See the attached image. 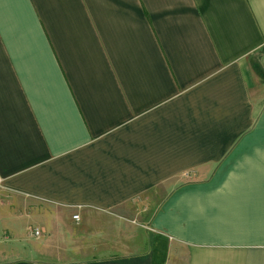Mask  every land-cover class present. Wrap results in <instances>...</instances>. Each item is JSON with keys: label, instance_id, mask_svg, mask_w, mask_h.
I'll use <instances>...</instances> for the list:
<instances>
[{"label": "crops", "instance_id": "1", "mask_svg": "<svg viewBox=\"0 0 264 264\" xmlns=\"http://www.w3.org/2000/svg\"><path fill=\"white\" fill-rule=\"evenodd\" d=\"M263 49L264 0H0V264H264Z\"/></svg>", "mask_w": 264, "mask_h": 264}, {"label": "trees", "instance_id": "2", "mask_svg": "<svg viewBox=\"0 0 264 264\" xmlns=\"http://www.w3.org/2000/svg\"><path fill=\"white\" fill-rule=\"evenodd\" d=\"M264 55V49L262 50V54L261 55H259V58H258V60L260 61L261 59H262V56ZM257 66V69H259L261 72H262V74L264 75V68H263V66H262V64H256Z\"/></svg>", "mask_w": 264, "mask_h": 264}, {"label": "built area", "instance_id": "3", "mask_svg": "<svg viewBox=\"0 0 264 264\" xmlns=\"http://www.w3.org/2000/svg\"><path fill=\"white\" fill-rule=\"evenodd\" d=\"M75 218L78 219L79 218L78 215H76ZM36 234L38 235L40 234L38 230H36Z\"/></svg>", "mask_w": 264, "mask_h": 264}]
</instances>
